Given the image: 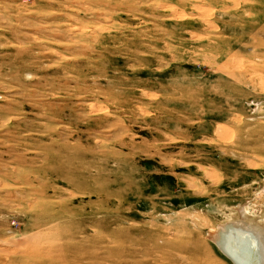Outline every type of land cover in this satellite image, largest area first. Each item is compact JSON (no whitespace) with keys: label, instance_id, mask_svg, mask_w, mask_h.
<instances>
[{"label":"rangeland","instance_id":"1","mask_svg":"<svg viewBox=\"0 0 264 264\" xmlns=\"http://www.w3.org/2000/svg\"><path fill=\"white\" fill-rule=\"evenodd\" d=\"M236 208L264 221V0H0V264H231Z\"/></svg>","mask_w":264,"mask_h":264},{"label":"bare ground","instance_id":"2","mask_svg":"<svg viewBox=\"0 0 264 264\" xmlns=\"http://www.w3.org/2000/svg\"><path fill=\"white\" fill-rule=\"evenodd\" d=\"M247 209L232 211L231 221L208 232V239L231 264H264V221L251 222Z\"/></svg>","mask_w":264,"mask_h":264}]
</instances>
